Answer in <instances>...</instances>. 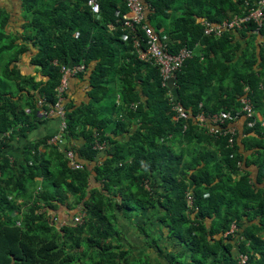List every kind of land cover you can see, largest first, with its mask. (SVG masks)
I'll list each match as a JSON object with an SVG mask.
<instances>
[{"label":"trees","instance_id":"16d2710c","mask_svg":"<svg viewBox=\"0 0 264 264\" xmlns=\"http://www.w3.org/2000/svg\"><path fill=\"white\" fill-rule=\"evenodd\" d=\"M148 1V21L163 34L168 50L195 48L174 76L175 100L187 117H176L158 65L138 58L118 28L108 29L115 11H126L122 0H99L98 15L87 0H21L24 32L18 36L5 31L10 14L0 9V133L11 130L0 140V264L125 262L128 250L116 233L118 212L131 217L151 237L146 244L156 248L157 262L144 257L130 264H179L176 255L190 264H237L238 253L247 256L244 264H264V126L256 120L246 127L254 148L244 156L237 140L229 144L224 135L203 132L193 118L235 109L244 85L254 107L264 105V47L249 50L254 32L245 27L204 35L199 22L241 13L247 0ZM27 42L35 47L31 63L40 77L24 74L17 63ZM63 62L85 64L61 101L64 138L81 167L68 165L47 136L37 143L43 149L34 144L17 160L4 149L6 140L25 136L44 119L38 110L55 103ZM80 84L85 87L79 97L71 96ZM78 137L83 142L74 145ZM95 141L105 145L109 157L96 159ZM249 166L255 169L252 176ZM37 178L42 185L35 192ZM69 198L68 205H81L85 217L75 224L76 213L57 227L56 209ZM133 211L144 224H153L156 212L158 234L132 220ZM161 239L170 250L158 244Z\"/></svg>","mask_w":264,"mask_h":264},{"label":"built area","instance_id":"2783aa9c","mask_svg":"<svg viewBox=\"0 0 264 264\" xmlns=\"http://www.w3.org/2000/svg\"><path fill=\"white\" fill-rule=\"evenodd\" d=\"M122 2L126 7L125 13L118 15V10H116V17H114L113 21L109 22L108 28L110 30L118 28L121 31V38L131 41L132 49L138 58L158 65L163 83L172 82L175 79V70L183 64L185 59L194 54V49L184 44L175 52L168 50L163 39V34H158L159 30H156L148 21V13L152 10V5L148 0H122ZM87 5L94 13L100 10L99 0H87ZM249 17L260 24L261 19H263V10L257 7L245 17H235L231 20H222L217 23L202 20V33L204 35L212 34L218 36L223 30L238 26L243 19H248ZM53 63L57 64L56 61H53ZM84 67L85 65L82 62L61 64L60 81L54 90L56 101L48 108H41L39 111L41 116L47 118L57 117L59 119L57 131L48 137L46 140L47 144L56 146L58 150L63 152L66 160L69 162L68 164L71 167L78 168L81 167L82 163L76 160L73 149L67 145L64 139L66 121L63 116L61 101L63 99L62 93L68 87L70 76L82 71ZM238 101L240 106L237 109L218 110L209 114H198L195 118L198 127L208 134H216L222 130L229 135V142H232L235 136V128L232 125H228L230 120H235L240 115H243L247 127L253 126L256 120L261 125H264V108L263 113L255 110L251 100L245 94L240 95ZM37 102L40 103V100ZM172 108L177 112L176 117L178 115L183 117L187 116L186 112L179 105L174 103ZM94 147L103 149L105 145L101 142H96ZM186 203L189 207L192 206V195L189 191L186 193ZM81 220V215L74 217L75 224L80 223ZM237 257V264H244L247 260V256L244 253H238Z\"/></svg>","mask_w":264,"mask_h":264},{"label":"crops","instance_id":"0c3cea01","mask_svg":"<svg viewBox=\"0 0 264 264\" xmlns=\"http://www.w3.org/2000/svg\"><path fill=\"white\" fill-rule=\"evenodd\" d=\"M0 9H3L7 13H9L10 15L8 17H15L16 20H18L20 23V27H19L20 29L19 28L14 29L12 24H16L17 21L16 20H10L9 22L6 21V24L4 26L5 31L8 33H11L13 36L21 35L22 32H24V29L22 26L23 25V17L22 16L24 15V11L22 10L21 0H0ZM15 41L21 42L19 37H16ZM252 41H253V46L250 47L249 50H253V48H255V50L257 48V50H258L259 49L258 44L263 45L262 42H264L262 38H259L256 35L253 37ZM34 49H35V47L31 43H28L27 50L24 53L19 55V59H18L17 63H18V65H20L22 63L23 66L22 65L21 66H22V69L24 71L21 68H20V70L24 74L31 73V74L35 75L36 77H40L35 72L36 65L31 63V55L33 54ZM234 54H235V56H238L239 50L235 49ZM19 62H20V64H19ZM259 83H260V87H262V82H259ZM83 87H85V85L83 86V84H80L79 88L75 89L74 93L71 96L76 95V97H79V94H81L80 92L84 90ZM26 110H27V108H26ZM230 124L235 128V137H236V140L238 141V143L240 145V149L243 150L244 156L248 155L253 150L254 146H253V144H250V141H248L249 140V137H247L248 133L247 132L245 133L246 127H245V123H244V118L242 116H240L239 118L231 121ZM58 125H59V119L57 117H51L49 119L44 118L40 123H38L29 132H27L25 136L15 134L13 137H11V139L9 141L6 140V142H8V143L5 145L4 149L7 150L8 153H10L13 158H15L17 160H23V158L26 157V155L28 153V149L33 148L34 144L37 145V143L40 142L43 139V137H45V136L49 137L50 135L55 133L57 131ZM118 138H120V139L123 138V135L118 136ZM81 142H83L82 137H78L77 140H74L73 144L78 145ZM40 144H38L37 147L39 149H43L42 148L43 146ZM243 144L244 145L246 144L248 147L243 149V147H244ZM105 156L109 157V155H107L106 153L104 154L103 151H99L95 157L97 160L101 161ZM249 169H250V173H251L250 175L252 176L255 169L253 166H249ZM89 182H90V184H92V183L94 185L97 184L96 182H92V178H90ZM69 202H70V198H69L68 202H66L63 205H59L57 207L58 209H56V212H58V213L56 214L57 216H56L53 224L57 225V227H59L63 224H67L71 220V217L76 213L77 214L79 213L81 215L82 220L84 218L83 212L80 211L81 205L77 204L74 207H71L68 205ZM123 224H124V222H123ZM125 225L126 224H124L123 226H125ZM128 225H126V228L124 227V232L122 234V237L120 238L121 239L120 243L122 245V248L128 250V254L126 257L127 259H125L126 260L125 262L119 261L117 264H130L132 259L138 260L136 258H140L138 256H140V254L142 253V250H140L138 247L139 244H137L138 240L136 239V238H140L141 236H139L138 235L139 233H137V232H134L132 230H128V227H129ZM130 240H131V242H130ZM134 241H136L137 243H133ZM132 244L134 246H130V248H129V245H132ZM134 248H137L135 252H134V250H135ZM175 248H176V246H175ZM172 252H174V250ZM135 256H136V258H135Z\"/></svg>","mask_w":264,"mask_h":264},{"label":"clouds","instance_id":"9594fccd","mask_svg":"<svg viewBox=\"0 0 264 264\" xmlns=\"http://www.w3.org/2000/svg\"><path fill=\"white\" fill-rule=\"evenodd\" d=\"M261 8L262 10H263V19H261V23L260 24H258L257 22H256V20H253V18H251V17H249L248 19H243L240 23H239V25L238 26H234L233 28H231V29H228V30H223V32H225V31H227V32H232V31H235V30H238V29H240V28H245V27H247V29H249L250 31H253L254 32V34L256 35V36H258L259 38H262L263 39V41H264V0H247L246 2H245V7H244V9L242 10V12L241 13H233V14H231L229 17H226V18H223V19H221L220 21H222V20H231V19H233V18H238V17H245V16H247L252 10H255L256 8ZM90 8V7H89ZM91 10V9H90ZM92 11V10H91ZM100 11V10H99ZM99 11L97 12V13H94L93 11V13L95 14V15H98V13H99ZM202 20H208V21H210V22H213V23H217V22H220V21H211V20H209V19H206V18H201V19H199V22L201 23V21ZM249 23L251 24V26H252V24H253V27H251V26H247V25H249ZM109 24V23H108ZM109 29V28H108ZM222 32V33H223ZM76 33V31L74 32V34ZM210 35H212V34H210ZM221 35V34H220ZM213 36H215V35H213ZM219 36V35H218ZM263 43V45H264V42H262ZM262 45V46H263ZM199 45H196V47H198ZM192 47V46H191ZM264 47V46H263ZM193 49H194V53H195V48L194 47H192ZM193 55V54H192ZM191 55V56H192ZM54 61H56V60H54ZM63 63H65V62H63ZM71 63H75V62H71ZM77 63V62H76ZM80 63V62H79ZM83 63V62H82ZM66 64H70L69 62L68 63H66ZM61 65V64H60ZM85 65V64H84ZM84 69H85V67H84ZM83 69V70H84ZM82 70V71H83ZM81 72V71H80ZM79 73V72H78ZM78 73H76V74H74V75H71L70 76V78H69V81H70V79H71V77H73V76H75V75H77ZM61 75V74H60ZM61 77V76H60ZM176 80L174 79L172 82H169L168 84H169V87H170V89H171V92H170V100H171V104L173 105L174 103L175 104H177V105H179L180 107H181V105H180V103L178 102V101H176L175 100V87H176V82H175ZM58 86V85H57ZM68 86H69V83H68ZM68 88V87H67ZM248 89H249V86L248 85H244V87H243V92H241L240 94H239V96L240 95H242V94H245L247 97H249L248 96V94H249V91H248ZM65 91V90H64ZM64 91H63V93H64ZM248 91V92H247ZM55 92V91H54ZM62 93V94H63ZM248 93V94H247ZM238 96V97H239ZM238 97H237V101H238ZM62 98H63V96H62ZM117 99H118V95H115V100L117 101ZM249 99H250V97H249ZM251 100V99H250ZM252 102V101H251ZM253 104V103H252ZM171 105V106H172ZM198 106H201V103H199L198 104ZM239 101H238V105H237V107H235V109H237V108H239ZM253 107H254V105H253ZM182 108V107H181ZM263 108H264V105L261 107V108H259V109H257L256 107H254V109L255 110H257V111H259V112H261V113H263ZM227 109H229V108H221V109H218V110H227ZM233 109V108H232ZM182 110L184 111V112H186L183 108H182ZM218 110H215V111H211V112H216V111H218ZM39 111H40V109L38 110V115H40L39 114ZM200 113H203V112H198L195 116H193V118H194V120H195V123L197 124V122H196V116L198 115V114H200ZM186 114H187V116H189L190 115V113L189 112H186ZM203 114H209V113H203ZM186 116V117H187ZM240 116H242L243 118H244V123H245V127H247L246 126V121H245V117L243 116V115H240ZM239 116V117H240ZM44 117V116H43ZM44 118H47V117H44ZM49 118H51V117H48L47 119H49ZM231 121H233V120H230L228 123V125H231L230 124V122ZM198 125V124H197ZM261 125V124H260ZM261 126H264V125H261ZM185 127V126H184ZM252 127V126H251ZM199 128V127H198ZM203 131V130H202ZM204 132V131H203ZM7 133V134H6ZM10 133H11V130H7L6 132H1L0 133V140L4 137V136H6V135H8V136H10ZM217 134H221V135H224V136H226L227 137V140H228V143L229 144H233V142H234V140H236V137L234 136V138H233V140H232V142H229V135L227 134V133H224L222 130L219 132V133H216V134H210V135H217ZM65 136V135H64ZM65 139V138H64ZM66 141V140H65ZM67 142V141H66ZM96 142H99V141H95V143ZM94 143V144H95ZM43 146V145H42ZM94 147V146H93ZM43 148V147H42ZM105 148V147H104ZM104 148L103 149H97V150H99V151H104ZM76 158V157H75ZM77 160V159H76ZM68 161V160H67ZM69 163V162H68ZM67 163V164H68ZM69 165V164H68ZM144 184H146V182H143V186H144ZM188 191H186V193H187ZM190 192V191H189ZM186 193H185V198H186ZM84 214V213H83ZM77 215H80L79 213L78 214H76L75 216H77ZM82 221V220H81Z\"/></svg>","mask_w":264,"mask_h":264},{"label":"rangeland","instance_id":"374dc122","mask_svg":"<svg viewBox=\"0 0 264 264\" xmlns=\"http://www.w3.org/2000/svg\"><path fill=\"white\" fill-rule=\"evenodd\" d=\"M9 19L7 20L8 22L10 21V20H16V18L15 17H8ZM17 21V23L16 24H12L13 25V28L14 29H16V28H19L20 27V23H19V21L18 20H16ZM11 25V26H12ZM20 29V28H19ZM18 30V29H17ZM3 54L4 55H7L8 54V50H5V51H3ZM6 59H7V57H6ZM0 69L3 67V64H2V62L0 61ZM19 64H20V62H19ZM22 63L19 65V67L22 69ZM23 70V69H22ZM24 71V70H23ZM5 81H7V79H5ZM10 83H11V85H10V88H11V86H12V91L13 92H15L16 91V89H18V87H17V85H16V83L14 82V81H10ZM117 95V94H116ZM109 109L108 108H106V111H108ZM39 180V181H38ZM35 192H37L38 190H40L39 188H40V186L42 185V182L40 181V179L39 178H37L36 180H35ZM144 187H148V186H146V184H144ZM118 197V196H117ZM19 201H21V199H19ZM81 209V208H80ZM84 213V212H83ZM155 214H156V212H155ZM155 214H151V216L153 217V224L152 223H148V224H144V223H142V220H139L141 217V213L139 212V211H133L132 213H130L129 215H131L132 216V220H134V221H140V222H137V223H142V225L144 224V227H145V229H146V231H147V233L149 234H151V235H157L158 233H157V219L155 218ZM137 216V217H136ZM148 216H150V214L149 215H147V216H144V218L145 217H148ZM85 217V216H84ZM118 219H117V230H116V233L117 232H119L120 231V236L122 237V234H123V232H124V227L126 228V225H128L129 227H128V230H132V231H134V232H137V233H139L138 235L139 236H141L140 238H136L137 240H138V243L136 242V241H134L133 243H137V244H139L138 245V247H139V249L140 250H142V253L140 254V256H138V257H140V258H136V256H135V258L136 259H138V260H142L144 257H146V259H149V260H151V261H155V262H157V259H156V257H157V254H156V248L154 247V246H148L147 244H146V241H149V239L151 238V237H147V236H145L144 235V233L142 234L140 231H139V229L138 228H136L135 227V225L133 224H131V221H130V219H131V217L130 218H128V220L126 219V218H124L123 216H122V214L120 213V212H118ZM126 219V220H125ZM112 220V219H111ZM18 222V221H17ZM112 222H113V220H112ZM123 222H124V224H126L125 226H123L124 224H123ZM156 224V225H155ZM125 235V234H124ZM120 237V238H121ZM154 237V236H153ZM143 239V240H142ZM156 240V239H155ZM163 239H161V240H158V244L161 246V247H163V243H164V241H162ZM166 241L168 242L169 241V239H166ZM130 242H131V240H130ZM165 244V243H164ZM168 244H169V242H168ZM167 245V244H166ZM177 245V244H176ZM130 246H134L133 244L132 245H129V248H130ZM178 246V245H177ZM177 246H176V248H175V246H174V248H171V249H173L174 250V252H175V254H176V251L178 250L177 249ZM121 248H122V245H121ZM166 248V250H170V248H169V246L168 247H163V249H165ZM123 249V248H122ZM135 250H134V252L136 251V249L137 248H134ZM144 252V253H143ZM184 257V255H182V256H177L176 255V260L178 261V263L179 264H190V261L188 260H186L185 258H183ZM158 258V257H157ZM161 259H163L164 261L166 260V256H161L160 257ZM132 260H134V261H137V260H135V259H132ZM138 262V261H137Z\"/></svg>","mask_w":264,"mask_h":264}]
</instances>
